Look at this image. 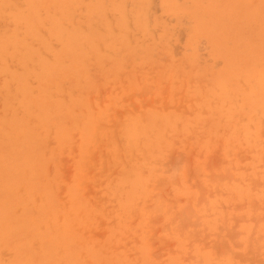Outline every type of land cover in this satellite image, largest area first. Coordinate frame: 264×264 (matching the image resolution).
<instances>
[{
  "label": "rangeland",
  "instance_id": "rangeland-1",
  "mask_svg": "<svg viewBox=\"0 0 264 264\" xmlns=\"http://www.w3.org/2000/svg\"><path fill=\"white\" fill-rule=\"evenodd\" d=\"M0 264H264V0H0Z\"/></svg>",
  "mask_w": 264,
  "mask_h": 264
}]
</instances>
